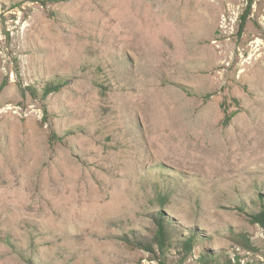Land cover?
I'll list each match as a JSON object with an SVG mask.
<instances>
[{
	"label": "rangeland",
	"instance_id": "1",
	"mask_svg": "<svg viewBox=\"0 0 264 264\" xmlns=\"http://www.w3.org/2000/svg\"><path fill=\"white\" fill-rule=\"evenodd\" d=\"M262 196L264 0H0V264H264Z\"/></svg>",
	"mask_w": 264,
	"mask_h": 264
},
{
	"label": "trees",
	"instance_id": "2",
	"mask_svg": "<svg viewBox=\"0 0 264 264\" xmlns=\"http://www.w3.org/2000/svg\"><path fill=\"white\" fill-rule=\"evenodd\" d=\"M61 84H54L53 82L45 84L44 93L54 92L59 89ZM261 203L262 207L259 212H252L249 209H243L245 210L251 220L254 223H257L262 226L264 229V197H261ZM163 213H158L155 218V222L157 223V229L156 233L153 236V240H150L148 236H137L134 238L135 245L139 247L140 249H143L153 255L156 254V248L158 251L164 252L166 248L170 247L172 244L175 243H181V245L184 247L185 252L191 253L193 247L197 243L199 235L197 233H194L191 235V237L184 238L177 228L171 224L168 223L164 219ZM182 236V237H181ZM211 256H202L201 261L205 262L207 259H209ZM32 264V263H30Z\"/></svg>",
	"mask_w": 264,
	"mask_h": 264
}]
</instances>
